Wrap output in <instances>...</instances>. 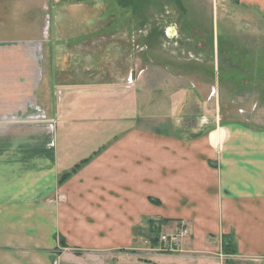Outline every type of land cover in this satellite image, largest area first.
Returning a JSON list of instances; mask_svg holds the SVG:
<instances>
[{"label": "crops", "instance_id": "0c3cea01", "mask_svg": "<svg viewBox=\"0 0 264 264\" xmlns=\"http://www.w3.org/2000/svg\"><path fill=\"white\" fill-rule=\"evenodd\" d=\"M231 2L264 24V0ZM25 38L0 40V264H264V130L206 107L200 132L175 135L197 90L165 77L173 58L84 89L74 67L44 72L49 38ZM162 220L179 225L176 252L151 244Z\"/></svg>", "mask_w": 264, "mask_h": 264}, {"label": "rangeland", "instance_id": "374dc122", "mask_svg": "<svg viewBox=\"0 0 264 264\" xmlns=\"http://www.w3.org/2000/svg\"><path fill=\"white\" fill-rule=\"evenodd\" d=\"M0 27V40L49 38L44 72L51 64L56 78L74 67L70 73L84 89L97 88L93 80L112 89L124 78L119 86L127 88L146 64L173 58L164 74L179 76L181 88L197 90L195 99L178 103L179 125L176 118L168 122L175 135L200 132L210 117L206 107L219 109L224 120L264 130V24L236 11L231 0H0ZM208 88V98H200ZM184 111L189 114L182 118ZM197 114L201 121L194 123ZM105 125L101 121L100 129ZM178 228L168 224L159 236ZM224 245L234 252L232 241Z\"/></svg>", "mask_w": 264, "mask_h": 264}, {"label": "trees", "instance_id": "16d2710c", "mask_svg": "<svg viewBox=\"0 0 264 264\" xmlns=\"http://www.w3.org/2000/svg\"><path fill=\"white\" fill-rule=\"evenodd\" d=\"M88 162H90V159H87V160H84L82 161L81 163H79L78 165H76L69 173L63 175L60 179V182H64L65 180H67L71 175L75 174L82 166L86 165ZM151 202H153L154 204H158V201H155V200H151ZM169 221L168 220H162V221H159V225H157L156 227L155 226V223H150V232L151 231H154V232H151V234L153 235V239L151 240V244L152 246H157V243H158V238H159V235H160V229H161V226L163 225H166L168 224ZM151 227H154L151 228ZM230 242L231 239L229 237H225V242ZM224 250L227 251L228 249L230 250V248L228 247V245H224ZM231 253H233L232 249H231Z\"/></svg>", "mask_w": 264, "mask_h": 264}, {"label": "built area", "instance_id": "2783aa9c", "mask_svg": "<svg viewBox=\"0 0 264 264\" xmlns=\"http://www.w3.org/2000/svg\"><path fill=\"white\" fill-rule=\"evenodd\" d=\"M181 237V233H176L169 236H159L158 242L162 244V251L173 253L178 250V244ZM164 247V248H163Z\"/></svg>", "mask_w": 264, "mask_h": 264}]
</instances>
